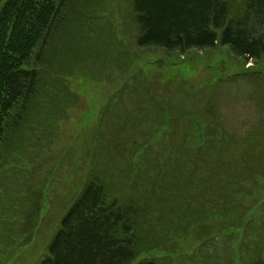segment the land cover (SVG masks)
<instances>
[{"label":"trees","instance_id":"1","mask_svg":"<svg viewBox=\"0 0 264 264\" xmlns=\"http://www.w3.org/2000/svg\"><path fill=\"white\" fill-rule=\"evenodd\" d=\"M111 1L0 0V195L16 191L17 173H24V180H19L28 183L59 137L60 123L78 103L65 76L76 65L82 66L84 58L91 67L96 65L91 53L103 39L99 36L108 32L106 28L93 36L90 29L98 24L92 20ZM128 5L138 28V49L151 46L186 54L192 49L227 47L243 64L253 60L260 64L255 68L264 71V0H128ZM159 131L158 119L143 140L132 135L128 145L123 140L125 164L115 171L107 170L105 158L93 152L76 199L36 264H231L230 252L225 250L220 256L216 244L219 236H225L224 243L234 233L240 264H264V244L259 240L264 189L259 207L250 205L240 214L235 204L249 197V186L241 184L246 180L242 172L224 171L226 181L217 188L220 205L205 206L191 192L198 170L188 167L199 163L179 152L171 138L154 137ZM227 137L207 129L197 149L180 147L197 157L204 147ZM260 138L249 142L248 149L262 144ZM132 139L142 143V153ZM107 146H116L115 141H108ZM172 153L184 157L174 158ZM207 158L203 154V161ZM240 160L245 164V157L222 162L241 166ZM172 161L176 168L164 167ZM260 162L261 168L250 177L261 183L264 161ZM188 178L192 182L187 183ZM13 212L19 213L11 209L1 222L10 223L7 217ZM220 217L237 219L236 227L229 224L215 231L212 222ZM189 239L195 243L185 251Z\"/></svg>","mask_w":264,"mask_h":264},{"label":"rangeland","instance_id":"2","mask_svg":"<svg viewBox=\"0 0 264 264\" xmlns=\"http://www.w3.org/2000/svg\"><path fill=\"white\" fill-rule=\"evenodd\" d=\"M101 11L92 20L98 25L90 29L95 37L106 28L108 32L100 33L103 39L97 41L91 53L96 65L91 67L84 58L82 66L76 65L65 76L70 89L78 95V103L69 109L68 119L60 123L59 137L45 153L41 165L29 177L27 174L29 182L23 183L26 175L17 173L16 191L10 194L3 191L0 195V219L5 213L10 215L11 209L19 211L7 217L10 223L3 224L0 220V228L5 229L0 230V264H36L59 220L76 199L89 173L93 152L105 158L107 170L123 167L126 155L123 140L126 145L131 135L143 140L149 129L158 125V119L161 130L169 131H159L153 136L171 138L179 152L199 163L197 167L194 162L189 167L183 165L188 170H198L191 191L196 194L195 200L209 208L220 205L217 188L224 180L223 172L238 170L246 178L241 184L249 186L246 193L250 195L237 200L236 211L241 214L250 205L259 207L264 182H256L250 175L264 161V71L255 68L260 64L255 65L253 60L243 64L227 47L192 49L186 54L166 53L151 46L138 49L135 44L138 28L128 0H112ZM207 129L228 137L225 141L217 140L210 148L204 147L195 157L187 149H197ZM259 137L263 143L254 150L248 149L249 142ZM111 140L116 144L112 148L107 146ZM132 141L141 146L139 153H142V143ZM183 154L172 156L181 159ZM203 154L213 159L203 161ZM234 157H245V164L242 160L241 166L222 162ZM93 163L97 164V160L93 159ZM177 166L175 161L164 163L169 169ZM186 182L192 180L188 178ZM9 183L14 184L10 180ZM261 211L264 212V207ZM237 222L235 218L220 217L212 225L215 231H223L222 226L230 224L229 227L235 228ZM259 231V240L264 244L263 224ZM235 237L236 233L223 243L225 236H219L216 252L223 256L228 250L231 264H240ZM194 243V239L187 240L184 250L189 251ZM212 249L210 246L209 251Z\"/></svg>","mask_w":264,"mask_h":264}]
</instances>
